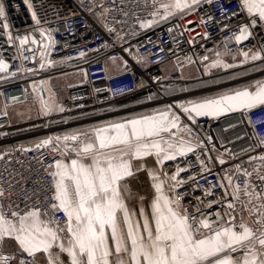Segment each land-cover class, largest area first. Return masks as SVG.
<instances>
[{
	"label": "snow or ice",
	"instance_id": "6c2138e0",
	"mask_svg": "<svg viewBox=\"0 0 264 264\" xmlns=\"http://www.w3.org/2000/svg\"><path fill=\"white\" fill-rule=\"evenodd\" d=\"M135 2L137 6L149 10L144 18L136 12L132 13L139 29L145 30L173 18L183 20L204 5H213L219 0ZM24 3L31 14L34 30L13 37L9 30L6 6L0 2L2 34L7 38L8 46L16 48L14 58L21 61L20 67L11 71L5 59L0 58V81L26 79L29 75L36 76L46 69L86 56L84 51H80L77 57L49 59L51 50L56 47L52 34L57 29L44 26L49 22L42 21L31 0H24ZM237 4L235 12L225 14L226 10L222 9L221 19L215 22L219 24L228 20L229 23L224 27L229 29L232 18L240 17L241 14L246 15L247 22L237 21L238 32L231 31V36L224 41V50H216V58L210 63H205L209 61L206 54L195 58L204 65L202 75L205 77H212L213 69L225 72L243 69L207 81L198 78L197 87H213L212 94L197 93L187 98L176 94L189 93L194 88L161 85L160 92L150 91L133 104V107L151 105L160 99V107L46 135L29 145L19 144L0 154V160L11 156L14 151L27 153L46 150L54 154L53 162L48 163L45 169L50 183L35 193L34 200L32 196H25L22 201H13L11 197L14 193L9 182L8 211H5V188L0 186V264H41L42 261H46V264H264V137L257 138L253 131L252 138L256 141L254 151H262L249 156L246 162L231 164L223 154H218L216 162L219 165L230 164V167H222L221 175L213 171V159L209 151V147L211 151H217L214 137L210 131L201 137L200 132L193 127H199V118L219 120L229 113H242V118L251 125L250 114H254L257 109L264 111V78L231 84V81L242 80L253 72H264V45L255 52L251 49L239 51L242 57L239 61L228 48L233 38L239 45L252 36V29L264 28V0H237ZM93 6H97L95 0ZM99 7L103 11L97 14V20L113 38V45L115 41H120L123 47L125 36L109 25L105 15L111 10L102 4ZM123 15L127 17L129 13L123 12ZM212 20L213 16L208 15L207 21L201 18V23ZM126 22L118 21L122 24ZM37 32L39 39L36 38ZM168 32L171 34L173 28L169 27ZM131 34L136 36L139 33L134 30ZM208 35L205 32L204 38L207 39ZM188 43L194 44L195 40H189ZM103 47L108 49V43L105 42ZM37 51L40 57L38 61L35 56ZM123 51L131 55L130 47L123 48ZM164 51V48H160L154 55L159 59V54ZM26 52L32 55H25ZM229 55L231 63L224 60ZM109 58L114 63L119 60L123 69H128V62L123 57ZM133 59L143 66L149 58L137 54ZM186 59L189 63L195 62L191 56ZM26 60L38 64V68L25 66ZM257 61L262 63L244 68ZM178 66L182 67L179 61ZM84 75L86 78V71ZM183 78L181 73L179 79ZM47 83L46 80H40L30 85L32 96L39 104L38 115L52 117L71 111L58 102L50 89H47L48 98H44ZM221 85L223 87H219ZM94 91L100 92L101 89ZM37 93H40L39 97ZM25 96H28L27 89ZM79 107L83 108L84 105ZM6 109L7 104L5 116ZM108 110L116 109L110 107ZM77 118L61 115V119L50 122L68 124ZM200 131L203 129L200 128ZM189 154L195 155L200 164L198 174L181 178V173L188 172L192 167L191 163L188 167L177 163L176 171L171 175L164 170L167 161L186 158ZM57 156L58 159L55 158ZM202 156L207 159H202ZM149 157H154L159 173L156 168L146 165L145 161ZM133 161L141 163L134 165ZM245 163L249 167H245ZM141 171L147 173L150 181L151 192L144 195L133 192L128 183L129 178L136 177ZM205 173L215 175L216 184L209 181L203 189V197L193 196L197 204L193 205L195 211H190L184 203L178 202L189 195L187 190L180 189L190 181L198 186L197 175L207 179ZM238 176L244 177L242 186L236 179ZM255 181H259V184ZM217 185L222 195L217 200L208 199L215 194ZM195 190L192 189L193 192ZM42 192L50 194L45 197L50 201L48 207L41 206L39 197ZM133 200L138 207H129V201ZM201 203L205 209H211L214 204L226 208L229 220L224 224L211 220L212 213L202 211L199 207ZM59 214L63 215V220L58 219ZM216 215L219 217V213ZM237 215L240 216L239 223L236 222ZM7 241L14 243L15 251H4Z\"/></svg>",
	"mask_w": 264,
	"mask_h": 264
},
{
	"label": "built area",
	"instance_id": "2783aa9c",
	"mask_svg": "<svg viewBox=\"0 0 264 264\" xmlns=\"http://www.w3.org/2000/svg\"><path fill=\"white\" fill-rule=\"evenodd\" d=\"M0 2H3L6 6L9 30L13 37H20L25 33L33 32V21L24 0H0ZM31 2L42 21L46 20L49 22L44 26L57 29L52 34L53 39L56 41V47L51 50L49 59L60 60L64 56L77 57L80 51H84L86 56L82 59L66 62L64 65L46 69L39 75H29L26 79L17 78L13 81H0V93H2L0 94V134L8 135L12 129L19 127L20 122L16 112L18 107L37 103V100L32 96L30 85L40 80H46L48 76L54 75L61 68L68 70L81 69L84 78L82 83L68 87L65 93L66 96L61 100V104L66 109H71V111L61 114L66 117L86 110L108 106L130 95L154 89L166 82L170 84L181 82L182 79H179L180 70L184 66L198 64L200 60L195 59L198 56L205 54L210 56L216 50H224V41L231 36V31L235 30L238 32L237 21L247 22L245 14H241L240 17H233L229 29L224 27L225 24L229 23L228 20H224L223 23L219 24L215 22L221 19L222 9L226 10L225 14L237 11V0H219L213 5H204L203 8L186 16L183 20L173 18L167 23L162 22L158 26L145 30L139 29V25L132 13L136 12L144 18L149 10L137 6L135 0H95L97 5L95 7L93 6V0H31ZM101 4L111 10L105 14L109 25L114 26L116 32H120L121 35L125 36L123 47L120 46V41H115V45H113V38L110 37L109 33L97 20V14L103 11L99 7ZM123 12H128L129 15L125 17ZM208 15H212L213 20L201 23V18L203 17L207 21ZM118 21L127 22L122 24L118 23ZM188 21H192V23L189 24ZM177 24L179 27H176ZM169 27L173 28L171 34L168 32ZM186 28L194 29V31H186ZM134 30L139 34L133 36L131 33ZM205 32L209 34L207 39L204 38ZM180 33L183 34L181 35ZM36 38H40L38 32L36 33ZM250 38L239 45L236 44L233 38L228 45L231 53L235 54L243 47L248 46L253 40L257 41V46L260 49L261 45H264V28L252 29ZM193 39L195 43L189 44L188 41ZM105 42L109 45L108 49L103 47ZM31 47L36 48L35 45ZM129 47L131 48V55L123 51V48ZM137 47L139 48L138 53ZM160 48H164L165 51L160 53L159 59H157L154 54L158 53ZM94 49L98 51H93ZM137 54L149 58L143 66L137 64L133 59V56ZM25 55L31 56L32 54L26 52ZM15 56L16 48L8 46L7 38L2 34V28H0V58L5 59V62L10 65L11 71H16L21 64L20 60L14 58ZM35 56L38 61L40 58L39 51L35 53ZM111 56H119L127 60L128 69L125 71L122 65L120 70H109L106 63L113 62L109 58ZM189 56L193 57L195 62L189 63L186 59ZM178 61L182 63V67L178 66ZM168 63L175 66L174 72L170 73L169 76L162 71V67ZM24 64L27 67L35 66L38 68V64L34 65L31 60L24 61ZM106 69L107 71H105ZM85 71L87 72L86 78L84 75ZM168 77H171V79H168ZM154 78L156 79L154 80ZM25 89L28 92L27 97L25 96ZM94 89H101V91L96 92ZM106 89L110 91H106ZM47 93L49 96L48 91ZM53 93L57 100L61 99L56 91ZM36 95L38 97V93ZM12 97H18V99L13 100ZM6 104L7 115L5 116ZM81 104L84 105L83 108L79 107ZM61 115H57V117ZM242 115V113H229L219 120L199 119V127L193 126L194 129L200 132L201 137L204 136L205 132L209 131L211 136L214 137L217 151H211V147H209V151L213 159V171L220 172L221 175H223L222 167H230V164L219 165L216 162L218 154H223L226 160L230 161L231 164H235L241 161L246 162L249 156L257 155L262 151L261 149L254 151L256 141L252 138V133L255 131L257 138L264 137V111L257 109L254 110V114H250L251 125L242 118ZM53 118L54 116L42 118L43 122H46V125L41 130L42 136L60 133L56 132L57 130L47 123ZM200 128L203 131H200ZM31 137L29 135L10 136L6 143L10 147H15L19 144L29 145L34 142L26 141ZM231 138L235 141L231 142ZM53 156V153L46 150L27 153L14 151L11 156L0 160V186L5 188V211H8L7 189L9 182H11L12 192L14 193L11 197L13 201H22L25 196H32L34 200L35 193L50 183V177L46 174L45 169L48 163L53 162ZM55 158L58 159L59 157ZM201 158L207 159L203 156ZM41 161L45 163H41ZM177 163L182 167H188L189 163L192 165L188 172L181 173V178L198 174L200 171V164L197 162L195 155L189 154L186 158L178 157L176 161H171L168 164L171 171L170 174L176 171ZM245 167H249V165L245 163ZM249 170L251 169L249 168ZM205 175L207 179H202L197 175L198 186L190 181L184 188L180 189V191L187 190L189 195L185 200H178V202L184 203L190 211L194 212L193 205L197 204L193 196L203 197V189L208 185L209 181L216 184L217 177L215 175H208L207 173ZM236 179L242 186L244 177L238 176ZM252 179L255 180V177ZM255 182L259 184V181ZM193 188L196 189L195 192L192 191ZM48 195L50 194L41 193L39 199L42 207H48L50 201L45 199ZM221 195L222 192L217 185L215 194L208 199L217 200ZM199 207L202 211L212 213L210 219L218 220L220 224H224L229 220L228 210L224 207H218L214 204L211 209H205L203 203ZM216 213H219V217ZM58 219L63 220V215L59 214ZM239 221L240 216L237 215L236 222L239 223ZM4 251L13 252L5 249ZM41 264H46V261H42Z\"/></svg>",
	"mask_w": 264,
	"mask_h": 264
},
{
	"label": "crops",
	"instance_id": "0c3cea01",
	"mask_svg": "<svg viewBox=\"0 0 264 264\" xmlns=\"http://www.w3.org/2000/svg\"><path fill=\"white\" fill-rule=\"evenodd\" d=\"M153 27H155V26H153ZM245 41H242L241 44H243ZM249 49H251V51H253V52L259 50V48L257 46V41H255V40L251 41L248 46L243 47L239 51H241V50L242 51H248ZM220 51H223V50H220ZM239 51L235 53L236 56H237V61L242 59V57H240L239 54H238ZM215 58H216L215 57V53L211 54L209 56V61H207L205 63H210ZM224 60H225V62H228V63L232 62V59H231L230 55L229 56H225ZM261 63L262 62H260V61L252 62V63H250L248 65H245L244 68H252L254 65H259ZM106 65H107V68L109 70H111V71L120 70L122 68V63L120 61H116L115 63L114 62H107ZM172 70H174V66L172 64H170V63L165 64L162 67V71L165 74H168V73L172 72ZM242 70L243 69H239V68L238 69H229L227 72H225L222 69H213L212 70V77H225L229 73L239 72V71H242ZM203 71H204V65H202L201 62H199L198 64H188V65L184 66L181 69V71H180L181 73H183V77H184V81H185V83H183V85L188 84L186 86H188V87L191 86L190 88H194L195 90L192 91V92H189V93H177L176 95L185 96L187 98H192L197 93H199V94H212V92L214 90L213 87H203V88L197 87L198 78H200V79H202L204 81L210 80L212 78V77L203 76L202 75ZM256 78H264V72H259V71L253 72L252 75L243 77L242 80L231 81V84L232 85H236V84H239L241 82L250 81V80H253V79H256ZM219 87H223V85H221ZM204 90H206L205 92H207V93H205ZM58 94L61 97V99H59L58 102L61 104V100L64 99V96H63L62 93H58ZM160 106H161V100L157 99L151 105L143 104V105H138V106H135V107L126 108V109L120 110V111H124V112H122L120 114L113 115V113H110L112 115L107 114V116H105L104 118L97 119L96 121H93L91 123H87L85 125H87V126L95 125V124L100 123L101 121L111 120V119H118V118H121V117H124V116H128L131 113L141 112V111H145V110L150 111L151 108L160 107ZM38 108H39L38 102L35 105L18 107L16 109V112H17L18 119H19V122H20L19 127H25V126L33 125V124H35L33 126H39V124H40L39 122H41L43 127H44L46 125L45 124L46 122H43V119H42L43 116L36 115L38 113ZM120 111H117V112H114V113H119ZM53 116H54L53 119H50L49 121H47L48 125H54V123H51L50 121L58 120V118H59V117H57V115H53ZM199 119H204V118H199ZM19 127H17V128H19ZM52 127H54V129L57 130L56 132H63L64 130L70 129V128H68L66 126V124L65 125H54ZM79 127H81V126H79ZM79 127H71V128H79ZM10 136L11 135H9V134L8 135L0 134V138H1L0 139V154L2 152H4L6 149L10 148V145L8 143H6V140ZM29 136L39 137V138L44 137V136H42L41 129L38 132H35V133H33L32 135H29ZM36 140H32V141H36ZM170 162L171 161H167L166 162L165 169H164V170H166L168 172L169 175H171L170 174L171 171L169 170L170 168L168 167V164ZM139 163H141V162L140 161H133L134 165H138ZM145 163H146V165L148 167L156 168L157 172L158 173L160 172V169L155 164L154 157L147 158ZM128 183H129L130 189L133 192L140 193L141 195L148 194L151 191L149 178L147 176V173L144 172V171H141L140 173H138V175L136 177L129 178ZM129 207H138L137 202L135 200L129 201ZM4 249L7 250V251H15V245H14V243L12 241H7L4 244Z\"/></svg>",
	"mask_w": 264,
	"mask_h": 264
},
{
	"label": "trees",
	"instance_id": "16d2710c",
	"mask_svg": "<svg viewBox=\"0 0 264 264\" xmlns=\"http://www.w3.org/2000/svg\"><path fill=\"white\" fill-rule=\"evenodd\" d=\"M174 86H178V85H174ZM150 91L154 92L151 89L145 90V91L133 94L131 96H128V97H126L124 99H120V100H118V101H116V102H114V103H112V104H110L108 106H104V107H100V108H96V109H90V110H86V111H83V112H80V113H77V114H73V115H71V117H78V118L71 120L68 124L74 123V122H78V121H82V120H86V119H90V118H95V117L107 115V114L114 113V112H117V111H120V110H123V109H126V108L133 107V104L135 103V101L137 99L145 97ZM124 105H127V107H124ZM110 107L113 108V109H116V110L109 111L108 109ZM101 110H103V111H101ZM84 113H87L88 115L84 116L83 115ZM66 117H69V116H66ZM59 119H61V116H59L58 120ZM33 125H35V124H33ZM33 125H28V126H25V127L14 128V129H12L10 131L9 135H11L13 137H16V136H20V135L30 134V133H33V132H36V131L40 130L39 126H33ZM54 125H65V124H63V123H54ZM81 126H83V125H81ZM38 138L39 137H31V138H28V140H26V141H32V140H36Z\"/></svg>",
	"mask_w": 264,
	"mask_h": 264
},
{
	"label": "rangeland",
	"instance_id": "374dc122",
	"mask_svg": "<svg viewBox=\"0 0 264 264\" xmlns=\"http://www.w3.org/2000/svg\"><path fill=\"white\" fill-rule=\"evenodd\" d=\"M174 69H175V66H174ZM172 72H174V70H172ZM172 72H170V73H172ZM170 73H168V74H165L164 73V74L167 75V76H169ZM180 75H181V72H180ZM83 80H84V78H83V71L81 69H72V70H68V72H66V73L54 74V75L48 76L46 78V81H48V83L45 85V87H46V89H50L51 92L56 91L57 93H62L63 96L65 97L66 96L65 93H66V90H67L68 87L73 86V85H76V84H79V83H82ZM183 83H185L184 78L182 79L181 82H178L176 84H170L169 82H166V83H163L161 85H164V86H168V85L186 86V85H188V84L183 85ZM161 85H159L156 88L151 89V90L154 91V92H160L161 91ZM205 91L206 90H204V92ZM205 93H207V92H205ZM165 98H172V97H165ZM36 115H38V113ZM39 123H40L39 124V126H40L39 129L42 130L43 125H42L41 122H39ZM50 126H54V125H50ZM38 131H36V132H38ZM33 133H35V132H33ZM33 133H30L29 135H32ZM27 135L28 134H26V136Z\"/></svg>",
	"mask_w": 264,
	"mask_h": 264
},
{
	"label": "water",
	"instance_id": "95a60500",
	"mask_svg": "<svg viewBox=\"0 0 264 264\" xmlns=\"http://www.w3.org/2000/svg\"><path fill=\"white\" fill-rule=\"evenodd\" d=\"M250 39H251V38H250ZM39 95H40V93H38V97H39ZM43 96H44L45 99L48 98V93H47L46 90L44 91ZM122 112H124V111H120L119 113H113V115H115V114H120V113H122ZM110 115H112V114H110ZM105 116H107V115L99 116V117H95V118H90V119H86V120H82V121H78V122H75V123L68 124V125H66V126H67L68 128H71V127H79V126H81V125H85V124H87V123H91V122H93V121H96L97 119L104 118ZM108 116H109V115H108ZM62 128H63V127H62Z\"/></svg>",
	"mask_w": 264,
	"mask_h": 264
},
{
	"label": "flooded vegetation",
	"instance_id": "af4514ba",
	"mask_svg": "<svg viewBox=\"0 0 264 264\" xmlns=\"http://www.w3.org/2000/svg\"><path fill=\"white\" fill-rule=\"evenodd\" d=\"M66 72H68V69L61 68V69L57 70V71L55 72V74H61V73H66Z\"/></svg>",
	"mask_w": 264,
	"mask_h": 264
},
{
	"label": "bare ground",
	"instance_id": "6f19581e",
	"mask_svg": "<svg viewBox=\"0 0 264 264\" xmlns=\"http://www.w3.org/2000/svg\"><path fill=\"white\" fill-rule=\"evenodd\" d=\"M230 141H231V142H233V141H235V140L231 138V140H230Z\"/></svg>",
	"mask_w": 264,
	"mask_h": 264
}]
</instances>
